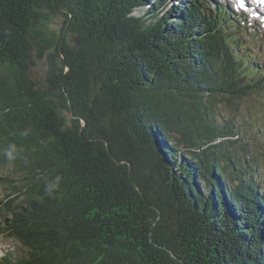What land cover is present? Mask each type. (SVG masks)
I'll list each match as a JSON object with an SVG mask.
<instances>
[{"label": "trees", "instance_id": "16d2710c", "mask_svg": "<svg viewBox=\"0 0 264 264\" xmlns=\"http://www.w3.org/2000/svg\"><path fill=\"white\" fill-rule=\"evenodd\" d=\"M202 2L0 0V168L15 174L0 235L17 252L0 264H264L255 136L216 109L264 95V50Z\"/></svg>", "mask_w": 264, "mask_h": 264}, {"label": "rangeland", "instance_id": "374dc122", "mask_svg": "<svg viewBox=\"0 0 264 264\" xmlns=\"http://www.w3.org/2000/svg\"><path fill=\"white\" fill-rule=\"evenodd\" d=\"M167 3L170 2V0H166ZM204 3H206V6L208 8V11H212L213 13H216L214 9L217 7V4H221L226 7V1L223 0H202ZM202 2V3H203ZM166 3V2H165ZM171 5V3H169ZM235 5H229V8L226 9V14L232 13L235 15V18L237 19L234 21L239 25L241 32H242V39H240L241 42L252 44L255 46H258L261 44V49L264 50V18L260 21V24L253 23V19H251L250 16H244L239 15L238 11L234 8ZM211 9V10H209ZM139 15V14H136ZM219 16L221 14H218ZM234 16H231L233 19ZM262 24V25H261ZM64 26V17L59 14H52L48 15L47 21L43 24L42 34L43 36V42H41L42 46L47 47L48 42H53V39L58 38L60 32L63 30ZM231 28H233V25H231ZM247 28H249L247 30ZM257 48V47H256ZM252 52H254L252 50ZM46 55H42L41 57H38L35 52L32 56V63L29 67V74L30 77L36 80V82L43 83L46 73ZM258 60L263 61L264 58L261 55H258ZM258 66L261 67L262 64L258 62ZM221 101V102H220ZM218 100V103L216 105V109L220 112L222 116L226 117H232L234 120V123L242 129L241 132H245V138H251L249 136H255V141H249V148L250 152L254 153L255 164H259L258 166V172L259 176H261L264 179V95L261 97L255 96V97H246L244 98V101L241 100L237 101V105L234 104V101L225 96L223 99ZM238 108V109H237ZM64 115H68V113L65 111ZM64 121L66 124H68V116L67 118L64 117ZM244 125V126H243ZM259 139V141H258ZM172 146V143H170ZM0 176L3 177H10L13 180L15 179V174L12 173L11 169L6 168H0ZM223 180H225L224 177H222ZM202 186V185H201ZM261 187L264 189V181L261 183ZM11 191L10 186L7 183H1L0 182V197L3 198V196ZM259 195L264 198V195L262 192H259ZM20 201V200H19ZM3 221L1 218L0 213V223ZM15 242L10 240H5L2 236H0V256L3 255V253L9 249L13 250L15 254L17 255V252L14 249Z\"/></svg>", "mask_w": 264, "mask_h": 264}, {"label": "clouds", "instance_id": "9594fccd", "mask_svg": "<svg viewBox=\"0 0 264 264\" xmlns=\"http://www.w3.org/2000/svg\"><path fill=\"white\" fill-rule=\"evenodd\" d=\"M16 152V146L15 145H11L10 146V150L6 152V156L9 160L15 159L14 153ZM59 183V177L57 178V180L55 181V184ZM54 190V184H49L46 187V191H53Z\"/></svg>", "mask_w": 264, "mask_h": 264}, {"label": "bare ground", "instance_id": "6f19581e", "mask_svg": "<svg viewBox=\"0 0 264 264\" xmlns=\"http://www.w3.org/2000/svg\"><path fill=\"white\" fill-rule=\"evenodd\" d=\"M262 2H264V0H262ZM216 9V8H215ZM262 10L264 11V7L262 6ZM224 12H226V11H224Z\"/></svg>", "mask_w": 264, "mask_h": 264}]
</instances>
